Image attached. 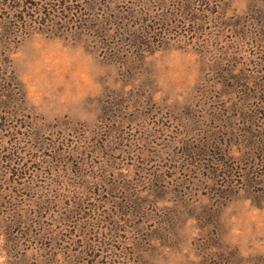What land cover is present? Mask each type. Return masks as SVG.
<instances>
[{
  "label": "rangeland",
  "instance_id": "obj_1",
  "mask_svg": "<svg viewBox=\"0 0 264 264\" xmlns=\"http://www.w3.org/2000/svg\"><path fill=\"white\" fill-rule=\"evenodd\" d=\"M0 264H264V0H0Z\"/></svg>",
  "mask_w": 264,
  "mask_h": 264
}]
</instances>
